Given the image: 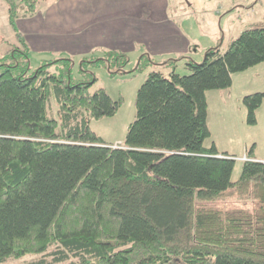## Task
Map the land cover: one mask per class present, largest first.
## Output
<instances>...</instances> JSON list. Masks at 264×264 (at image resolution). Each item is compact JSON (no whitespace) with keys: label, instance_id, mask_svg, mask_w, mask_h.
Instances as JSON below:
<instances>
[{"label":"trees","instance_id":"16d2710c","mask_svg":"<svg viewBox=\"0 0 264 264\" xmlns=\"http://www.w3.org/2000/svg\"><path fill=\"white\" fill-rule=\"evenodd\" d=\"M4 1L19 44L9 53L23 61L0 64V264L24 256H40L30 264H264V160L246 155L233 181L235 156L204 146L207 91L264 63V27L244 30L225 50L209 48L202 63L187 60L189 75L176 72L179 59L167 61L168 76L151 72L115 146L90 121L115 115L119 100L104 89L91 94L93 82L73 83L71 58L55 61L60 73L47 62L29 74L17 24L40 0ZM107 54L119 68L128 61ZM263 103L264 92L243 97L249 123ZM232 199L258 207L217 206Z\"/></svg>","mask_w":264,"mask_h":264},{"label":"rangeland","instance_id":"374dc122","mask_svg":"<svg viewBox=\"0 0 264 264\" xmlns=\"http://www.w3.org/2000/svg\"><path fill=\"white\" fill-rule=\"evenodd\" d=\"M4 1V0H3ZM52 0H40L39 9L43 10L46 5ZM169 13L171 15L184 16L185 23L197 26L198 14L201 18L203 13H207L205 18L210 16L218 22V27L226 32V40L223 42V50L228 47V37L235 34L237 38L244 30L250 28L264 27V24H258L264 19V0H261L260 5H255L254 8L248 6L247 10H240L238 7L230 11H224L223 4L228 0H168ZM4 4L6 5L5 1ZM7 7V5H6ZM244 7V4L242 5ZM1 9V8H0ZM222 10L220 15L214 16V12ZM254 19V21L249 20ZM2 15V14H1ZM0 15V64H13L15 62L23 61L22 56L16 53V56L11 55L10 50L14 49L17 44L9 41L10 27H7L5 19ZM8 17V13H7ZM181 20V19H180ZM254 22H258L252 24ZM221 23V25L219 24ZM230 25V27L228 26ZM195 27V26H194ZM196 34L202 35L201 28L195 27ZM14 43V44H13ZM111 50H105L102 55L87 54L74 58L69 55L67 57L55 58L53 60L37 61L35 57L31 58L29 62V74L34 73L38 67L47 62H55L59 59L71 58V76L73 83L79 82H93L90 86V93L93 94L99 89H104L114 100H119L120 106L116 114L111 117H103L100 119H93L90 121L91 129L100 136L105 142L120 145L126 139L128 128L134 121L136 115V95L140 86L147 79L148 75L153 71H160L165 76L169 75L172 69L164 68L161 62L153 60L149 61L147 58L131 53L128 56V61L119 68L121 64L118 58L114 55H108ZM205 57V56H204ZM204 57L196 63H202ZM98 59H106L101 61ZM97 60L95 63L92 61ZM41 61V62H40ZM82 61L84 70L81 67ZM110 61V64H109ZM118 62V63H117ZM153 63V64H151ZM163 63V62H162ZM181 64V63H180ZM61 62H55L51 67L56 73H60ZM50 67V68H51ZM185 65H176V72L180 75H189L190 72ZM118 69H121L119 71ZM4 70L0 68V72ZM96 78V81L94 79ZM233 84L226 90H219L222 92L221 96L216 94V91H207L208 118L207 123L211 131V137L205 140L204 146L211 147L214 145L219 153H226L233 155L236 158L235 168L232 175V180H237L242 172L245 156L249 155L258 160H264V103L256 111L257 122L251 124L248 122L247 108L243 104V97L248 94L256 92H264V63L252 67L246 71L237 72L232 75ZM214 92V93H212ZM213 95H209V94ZM51 112L58 116L59 104L55 99H52ZM50 112V113H51ZM226 210L232 209H247L254 210L258 207L255 201H239L229 200L226 202H219L218 205ZM48 254V253H47ZM40 256H24L20 259H10L6 264H30L37 261ZM43 258L50 260V256L46 255ZM48 262V261H47ZM47 264V263H46ZM169 264H183L179 259H175Z\"/></svg>","mask_w":264,"mask_h":264},{"label":"crops","instance_id":"0c3cea01","mask_svg":"<svg viewBox=\"0 0 264 264\" xmlns=\"http://www.w3.org/2000/svg\"><path fill=\"white\" fill-rule=\"evenodd\" d=\"M256 4L262 6L261 0H228L223 8L247 10ZM0 8L2 20L10 27L3 0ZM221 11L213 15H220ZM195 15L198 21L194 26L201 28L202 35L196 34L190 22L185 23L184 16L169 13L168 0H52L43 10L38 8L33 17L20 19L17 25L28 44L30 60L35 57L37 61H51L69 55L78 58L111 50L140 57L147 54L165 68L170 59H179L178 65H185L189 59L199 62L209 48L223 46L226 32L218 27L221 19L208 16L206 20L207 13L201 18ZM255 23L258 22L252 24ZM258 24H264V20ZM9 31V41L14 42V33L11 28ZM234 39L235 34L228 37V46ZM213 91L222 99V92Z\"/></svg>","mask_w":264,"mask_h":264}]
</instances>
